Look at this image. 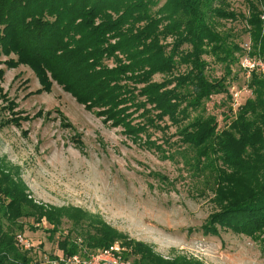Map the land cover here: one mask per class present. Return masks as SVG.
Listing matches in <instances>:
<instances>
[{"label": "trees", "instance_id": "trees-1", "mask_svg": "<svg viewBox=\"0 0 264 264\" xmlns=\"http://www.w3.org/2000/svg\"><path fill=\"white\" fill-rule=\"evenodd\" d=\"M158 2L0 0V54H15L7 63L29 66L44 90L58 84L105 123L199 173L221 205L204 233L216 234L218 225L264 241V77L250 73L246 88L252 96L243 101L233 98L228 84L234 63L245 75L239 64L243 43H250V56L264 58V0H248L247 14L235 12L227 0H164L152 10ZM239 18L249 41L237 44L231 31L219 27ZM204 56L222 63L225 74L210 78ZM218 94L227 105L222 128L205 106ZM134 114L141 119L134 122ZM170 125L177 136L171 147L150 140L149 129ZM8 173L0 166V218L13 220L7 228L0 224V264H33L9 235L23 229L16 223L22 217L51 227L42 225L50 239L64 218L71 220L72 229L57 241L63 254L122 241L79 210L35 204ZM122 244L136 256L131 264H192L163 259L142 244Z\"/></svg>", "mask_w": 264, "mask_h": 264}, {"label": "rangeland", "instance_id": "rangeland-1", "mask_svg": "<svg viewBox=\"0 0 264 264\" xmlns=\"http://www.w3.org/2000/svg\"><path fill=\"white\" fill-rule=\"evenodd\" d=\"M227 1L235 12L247 14L248 0ZM220 24V31L232 32L234 43L249 41L241 18ZM11 58L17 56L0 54V166L24 184L28 199L37 205L85 213L87 219L118 234L124 255L127 246L122 243L131 242L147 246L166 260L264 264V241L260 237L218 225L216 234L204 233L203 225L221 205L199 173L183 165L178 156L163 157L154 147L134 141L121 127L105 123L58 84L53 82L44 90L29 66L7 63ZM203 58L208 62L210 78L225 74L222 63L211 56ZM232 69L235 78H229L230 90L235 100L243 101L252 96L246 88L248 78L237 72L235 63ZM153 78L161 80L160 75ZM223 98V94L212 95L205 103L206 111L216 114L219 128L228 122L223 117L227 107ZM136 115L134 122L141 119ZM175 129L172 125L163 130L151 128L150 140L171 147L177 139ZM12 221L0 218L5 228ZM42 222L18 218L16 223L23 229L14 228L9 233L17 250L27 253L33 264H48L47 257L63 255L57 241L72 229L71 220L64 218L60 231L50 239L42 228L48 226ZM17 234L27 238L30 249L20 246ZM68 235L73 238L75 234ZM128 250L132 262L136 256Z\"/></svg>", "mask_w": 264, "mask_h": 264}, {"label": "built area", "instance_id": "built-area-1", "mask_svg": "<svg viewBox=\"0 0 264 264\" xmlns=\"http://www.w3.org/2000/svg\"><path fill=\"white\" fill-rule=\"evenodd\" d=\"M243 47L245 53L241 57L239 64L247 78L252 71H256L264 77V58L250 56L248 54L250 51V43H244ZM16 239L23 249H30L31 244L22 234H17ZM123 251L120 243L114 242L95 251L80 247L78 252L73 254L47 257L46 262L48 264H131L130 259L124 256Z\"/></svg>", "mask_w": 264, "mask_h": 264}]
</instances>
